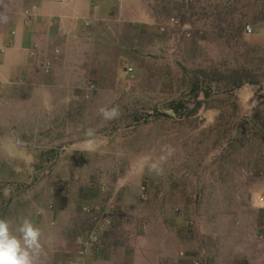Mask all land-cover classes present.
Segmentation results:
<instances>
[{"label":"rangeland","instance_id":"rangeland-1","mask_svg":"<svg viewBox=\"0 0 264 264\" xmlns=\"http://www.w3.org/2000/svg\"><path fill=\"white\" fill-rule=\"evenodd\" d=\"M11 6L0 0V17ZM99 18V60L60 63L53 100L26 80L20 105L5 102L0 66V218L30 219L42 244L115 221L122 241L109 201L126 189L177 179L188 194L264 195V0H102ZM114 106L105 121L98 109Z\"/></svg>","mask_w":264,"mask_h":264},{"label":"crops","instance_id":"crops-1","mask_svg":"<svg viewBox=\"0 0 264 264\" xmlns=\"http://www.w3.org/2000/svg\"><path fill=\"white\" fill-rule=\"evenodd\" d=\"M16 3L0 17V66L6 69L2 85L10 87L4 89V95L9 94L4 100L20 105L19 94L27 81L40 85L45 99L53 100L54 87L63 82H58L56 74L60 63H78L73 68L81 73L99 60L102 36L89 23L101 21L102 0ZM169 182L175 183L159 193L149 189L142 197L137 190L126 189L113 197L110 212L124 215L120 223L124 237L122 241L109 237L117 228L113 221L102 231L100 244L87 263L191 264L193 258L204 255L211 264H264L263 194L233 185L225 191L188 194L179 180ZM72 230L76 237L71 243L61 233L50 242L43 241L40 264H72L78 258L88 233L84 235L86 231L82 233L76 224Z\"/></svg>","mask_w":264,"mask_h":264},{"label":"clouds","instance_id":"clouds-1","mask_svg":"<svg viewBox=\"0 0 264 264\" xmlns=\"http://www.w3.org/2000/svg\"><path fill=\"white\" fill-rule=\"evenodd\" d=\"M98 113L105 121L117 119L121 115L118 106L100 107ZM94 135L93 129L85 132L89 138L85 143L89 147L94 143ZM151 167L155 169L157 165L152 164ZM41 237V229L26 217L15 227L8 218H0V264H40V258L44 255Z\"/></svg>","mask_w":264,"mask_h":264},{"label":"built area","instance_id":"built-area-1","mask_svg":"<svg viewBox=\"0 0 264 264\" xmlns=\"http://www.w3.org/2000/svg\"><path fill=\"white\" fill-rule=\"evenodd\" d=\"M247 31L252 32V28L247 27ZM104 215H105V213L102 215V219L106 220ZM97 221L99 224L101 222L100 218L97 219ZM109 223H110V221H107V224H109ZM188 225L190 226L191 224L188 223ZM99 244H100V235H98V232L95 229L92 232H90V235H88L87 239L82 244V246L79 249L78 254H77L78 258L76 260H74L72 262V264H88L87 263L88 256L91 254L93 249L98 248ZM191 264H210V263L208 261V258L206 256L202 255V256H198L196 258H193L191 260Z\"/></svg>","mask_w":264,"mask_h":264}]
</instances>
